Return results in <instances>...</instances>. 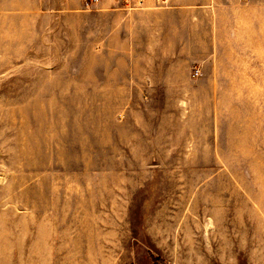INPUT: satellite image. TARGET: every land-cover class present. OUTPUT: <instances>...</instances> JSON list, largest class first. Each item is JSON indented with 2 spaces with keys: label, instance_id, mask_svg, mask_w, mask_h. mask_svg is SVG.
Segmentation results:
<instances>
[{
  "label": "rangeland",
  "instance_id": "rangeland-1",
  "mask_svg": "<svg viewBox=\"0 0 264 264\" xmlns=\"http://www.w3.org/2000/svg\"><path fill=\"white\" fill-rule=\"evenodd\" d=\"M227 1L163 40L0 0V264H264V0Z\"/></svg>",
  "mask_w": 264,
  "mask_h": 264
},
{
  "label": "crops",
  "instance_id": "crops-1",
  "mask_svg": "<svg viewBox=\"0 0 264 264\" xmlns=\"http://www.w3.org/2000/svg\"><path fill=\"white\" fill-rule=\"evenodd\" d=\"M108 5L114 6L116 1L122 0H106ZM127 3L130 1L133 5H146L150 7H154L156 5L155 0H124ZM225 0H164L163 3L165 5H156V7L152 10H144V11H135L132 16L138 19L139 17H147L151 16L153 19V26L155 27V35L158 29L162 28V32L164 34L167 32V36L163 38V40L170 39L175 34V24H176V16L177 14L182 15L183 13L190 14L188 22L197 21L199 22L200 18L194 15L196 9L203 8V13L212 12L210 10L213 7L227 6L228 3L224 2ZM229 1V0H228ZM227 1V2H228ZM171 32V33H170ZM157 37V36H155ZM166 43H163L165 46ZM168 44V43H167Z\"/></svg>",
  "mask_w": 264,
  "mask_h": 264
},
{
  "label": "built area",
  "instance_id": "built-area-1",
  "mask_svg": "<svg viewBox=\"0 0 264 264\" xmlns=\"http://www.w3.org/2000/svg\"><path fill=\"white\" fill-rule=\"evenodd\" d=\"M197 73H198V72H197ZM197 73H196V74H197Z\"/></svg>",
  "mask_w": 264,
  "mask_h": 264
}]
</instances>
